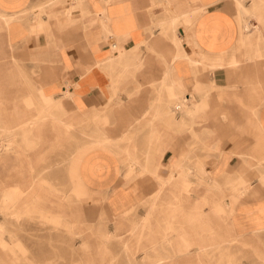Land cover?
<instances>
[{
    "label": "crops",
    "instance_id": "obj_1",
    "mask_svg": "<svg viewBox=\"0 0 264 264\" xmlns=\"http://www.w3.org/2000/svg\"><path fill=\"white\" fill-rule=\"evenodd\" d=\"M45 9L48 14L40 19ZM23 12H28L31 19L17 18L24 16ZM172 17L173 24L179 26L178 37L173 24H169ZM249 17L256 18L260 25ZM0 21L9 27L7 41L25 43L27 47L34 44L43 61V87L17 96L27 107L36 104V99L37 113L29 116L18 106L11 108L10 114L19 119L16 125L0 128V162L9 160L12 149L18 151L17 136L10 135L13 130H20L27 146L35 149L45 138L44 115L52 110L62 112L63 106L84 118L99 115L100 121L111 123L68 159L70 193L56 184H46L44 199L37 200L40 195L33 187L38 186L36 181L45 171L34 174L35 166L28 159L29 175L0 184V205L23 203L27 208L30 203L42 201L47 203L50 215L58 220L69 219L76 216L82 203L100 193L120 214L114 215L124 218L135 209L143 188L157 186L143 219L152 216L167 187L171 195L165 211L175 217L179 209L186 208L178 203L179 196L173 195V170L182 162L191 175L194 170L187 165L189 155H200L203 160L215 156L213 162L199 161L200 183L206 193L213 194L210 200L225 205L218 218L230 220L236 238L248 236L251 255L255 253L264 260V163H258V159L264 160V0H253L251 7L235 0H0ZM1 51L0 44V57ZM129 75L136 78L128 79ZM174 85L185 91L186 110L192 113L177 116L176 122L190 134L176 136L175 142L173 116L168 109L169 91H175ZM11 95L9 89L0 88L3 114L9 113L6 106ZM57 121L58 132L62 127L67 132L72 129V123ZM134 132H138L137 150L133 142L129 146L123 143L124 139H132ZM191 138L200 147L191 148ZM111 139L122 140L121 150L106 141ZM3 150L7 157H3ZM77 154L78 163L72 165L71 159ZM131 154L147 159L143 157L139 165ZM127 162L130 166L125 169ZM161 163L169 169L166 176L160 170L158 173ZM132 174L128 182L126 176ZM190 181L189 177L182 184L185 192L189 191ZM192 208L184 212L195 214ZM3 227L1 223L0 232ZM111 233L119 238L116 231ZM168 235L172 241L165 236L159 240L169 247L142 248V262L130 264H205L203 257L210 254L207 250L220 244L217 241L179 249L173 246V231ZM257 237L262 241L258 242ZM11 243L7 245L0 238L1 247L9 251L0 253L4 264H16ZM250 264H254V258Z\"/></svg>",
    "mask_w": 264,
    "mask_h": 264
},
{
    "label": "rangeland",
    "instance_id": "obj_2",
    "mask_svg": "<svg viewBox=\"0 0 264 264\" xmlns=\"http://www.w3.org/2000/svg\"><path fill=\"white\" fill-rule=\"evenodd\" d=\"M235 1L236 3L240 1L248 7H251L253 2V0ZM46 11L45 9L41 13L40 19H42L43 14H48ZM22 14L24 16L17 18L31 19L28 12H23ZM173 17L169 21V24L175 22V18ZM249 19L256 21V25H260L256 18L249 17ZM252 26L250 25L249 29ZM172 28L174 34L176 31L175 35L177 37L180 36L177 23L176 25L173 24ZM169 33L171 35L172 31ZM8 36V25H4L0 21V44L2 49L0 57V88L5 87L12 93V97L6 106L9 108V113L3 114L0 110V128L4 124L16 125V120L19 118L15 120L13 115L10 114L11 108L14 106H18L21 111L26 112L29 116L37 113L39 107L36 99L34 101L36 104L27 107L22 99L17 96L29 92H37L36 88L43 87L41 75L43 61L40 54H37V49H35L34 44L32 46L27 44L29 46L27 47L25 43H11L7 41ZM166 39L171 41L169 37H166ZM151 53L153 54L152 50ZM129 76L130 78L128 79L136 78L133 75ZM174 87L177 98L183 101L185 99V91H179L176 85ZM136 92L133 91L134 94ZM174 99L173 97L171 98L172 102H170L168 109L170 115L173 116V141L175 142L176 136L189 133L188 129L183 128V125L176 122L177 116L187 113L191 114V112L186 110L187 102L182 103L179 112H176L175 104L177 100ZM62 110L59 113L52 110V114L49 112L47 115H44L42 134L45 138L35 149L27 146L26 141L21 136L20 130L16 132L13 130L10 133L12 137L17 136L15 137L17 140L15 145L18 151L15 152L12 149V152L9 153V160L0 162V167L4 171V176H0V184L4 182L13 183L29 175L31 168L28 159H32V164L35 166L34 174L39 173L43 169L45 171L43 176L37 180L38 186L33 187L35 188L34 192L40 195L36 197L37 200L44 199L42 198L44 195L43 187L46 184L50 186L56 184L64 191L70 193L71 182L68 172V159L79 146L86 144L87 141L96 137V133L102 132L101 129L105 131V128L111 126V123L105 120L100 121L102 118L99 115L85 116L84 118L79 114H75L65 106H63ZM56 119L68 121L74 127L72 126L69 132L65 130V127H62L61 131L58 132L55 127L58 123ZM134 125L135 127L139 126L138 123H134ZM191 125L195 126L199 124ZM131 134L134 135L133 138L124 139L123 143L129 146L133 142L132 147L137 150L138 140L135 136L138 135V132L137 135L136 132ZM120 141L122 140L116 141L111 139L110 145L121 150L119 146L121 145ZM193 142L194 139L191 138V148L195 147L197 149L200 147V145L195 146ZM258 149L261 150L259 144ZM6 152L5 150L1 152L3 157H7ZM17 154L19 155L17 156ZM131 156L137 157V163L139 165L143 164V157L147 159V156H141L140 159L135 154H131ZM214 157L210 156L203 160L200 155H189L186 160L188 161L187 165L194 170L191 175L190 170L184 163L180 162L178 163L179 165L177 164L176 168L183 166L182 169L188 173L192 184L188 188L189 191L185 192L184 190L186 188L184 185L180 181L173 179V195L179 196L178 203L186 208L184 210L178 207L179 210L175 217H173V213L165 211L167 200H169L171 195L169 192L170 187H167L161 193L156 210L150 218L146 219H143V217L150 208V198L156 191L157 186L156 188L153 186L143 188L140 197L137 198V202L135 203V209L124 218L118 216L120 214L114 211L113 206L108 202V197L100 193L93 200L82 203L76 216L69 217V219L64 218L58 220L54 215H50L47 212L48 210H46L47 203L42 201L30 203L27 208L23 203L17 205L13 203L11 204L12 206L9 203H5V205H0V227L1 223L4 226V231L0 232L1 241L7 245H9L8 242H13L11 243V248L16 253L17 258L13 257L16 264H87L88 262L100 264L102 261L105 264H130V262H142L140 259L143 251L142 248L153 245L157 247H169L170 244H164L159 239L165 236L167 241H172L168 234L170 231H173V246L179 249L187 246L202 247L219 241L220 244L215 246L217 248L207 250L210 254L203 257L205 264H250L251 258H254V264H264L263 258L259 255L255 256V253L251 255L249 247V243L251 242L250 238L241 235H239L241 238H236L238 235L233 233L230 220L224 218V216L223 218H218L220 211L225 210V205L218 202L217 199L210 200L209 197H213V194L211 192L206 193L204 191L205 186L200 183L199 176L202 174L200 173L199 166L202 163H199V161L207 163L209 161L208 159H210L213 162ZM78 159L79 157L72 159V165H76ZM258 163H264V160L258 159ZM129 166L130 162L124 163L125 169H128ZM132 166L136 168V165L133 164ZM159 170L163 176L169 173V169L164 163L158 165V173ZM8 173L11 175L7 176ZM132 177L133 174L132 176H126L128 182L131 181L130 178ZM0 187L2 186L0 185ZM41 190L43 193H41ZM246 190L249 191V187L245 188V193L248 192ZM233 196L231 197L232 199L234 198ZM205 197L208 198L203 203L202 200ZM214 197H217V195L214 194ZM173 199L175 198L173 197ZM77 203L76 205L80 206ZM198 203L201 204L196 205ZM56 205L58 206V204ZM191 208L196 212L195 214L182 212L190 210ZM57 209L58 207L55 206L54 211ZM116 213L118 214L117 216L114 215ZM77 216H79V219H75ZM115 231L120 234L119 238L113 236L111 233ZM233 237H235V241H231ZM257 240L258 242L262 241L261 237H257ZM253 242H256V238ZM8 252L7 249L2 248L0 245L1 254ZM256 258L261 261H257ZM129 259L132 260L130 261ZM154 259L152 258L151 261ZM145 262L148 263L150 261L148 259ZM4 263L5 260L1 258L0 264Z\"/></svg>",
    "mask_w": 264,
    "mask_h": 264
},
{
    "label": "bare ground",
    "instance_id": "obj_3",
    "mask_svg": "<svg viewBox=\"0 0 264 264\" xmlns=\"http://www.w3.org/2000/svg\"><path fill=\"white\" fill-rule=\"evenodd\" d=\"M32 12V11H31ZM36 12V11H35ZM34 13V12H33ZM178 15V14H177ZM180 15V14H179ZM182 15V14H181ZM12 16V15H11ZM34 27H35V25H34ZM166 37V36H165ZM177 56V55H176ZM2 94V93H1ZM180 94V93H179ZM169 96L172 98H175L174 100H177L176 101V104H175V108H176V110H179L181 107H182V103H184V102H187L188 101V98H187V96H186V94H185V99L183 100V101H181V100H179L178 98H177V93L175 92V91H173V90H170L169 91ZM179 97V96H178ZM172 102V101H171ZM3 103V102H2ZM2 108V107H1ZM47 109V108H46ZM172 109H174V108H172ZM13 112V111H12ZM23 112V111H22ZM22 114V113H21ZM189 114V113H188ZM192 114V113H191ZM41 116V115H40ZM16 117H17V115H16ZM43 117V116H42ZM41 117V118H42ZM25 118V117H24ZM37 118V117H36ZM39 118V117H38ZM44 118V117H43ZM28 119V118H27ZM35 119V118H34ZM30 120V119H29ZM32 120H33V118H32ZM18 121V120H17ZM31 121V120H30ZM38 121H39V119H38ZM29 122V121H28ZM33 122V121H32ZM32 124V123H31ZM20 126V125H19ZM14 127V126H13ZM30 128V127H29ZM33 128H34V126H33ZM1 130V129H0ZM5 130V129H4ZM7 130V129H6ZM13 130V129H12ZM9 131H10V129H9ZM3 132V131H2ZM107 142H109V141H111V140H106ZM198 143V142H197ZM5 147V146H4ZM3 149V148H2ZM75 157H79V154H77L76 156H74L72 159H74ZM71 159V160H72ZM1 160V159H0ZM179 165V164H178ZM183 167V166H182ZM182 167L180 168H175L174 170H173V173L171 174V177L173 178V179H176L177 181H180V183L181 184H183L184 182H185V180H187L188 178H189V176H188V173L187 172H185L183 169H182ZM43 172V171H42ZM44 174V173H43ZM73 175H77V174H73ZM73 178V177H72ZM75 180V179H74ZM77 181V180H76ZM37 182V181H36ZM6 184V183H5ZM35 184V183H34ZM8 186V185H7ZM25 187V186H24ZM181 188V187H180ZM179 188V189H180ZM19 189V188H18ZM22 189V188H21ZM24 189V188H23ZM164 189V188H163ZM27 190H29V189H27ZM39 190V189H38ZM246 191H248V190H246ZM21 192V191H20ZM9 193V192H8ZM19 193V192H18ZM26 194V193H25ZM8 197V196H7ZM32 205V204H31ZM225 207V206H224ZM15 209V208H14ZM222 211V210H221ZM182 212H184V211H182ZM182 212H181V214H182ZM78 224V223H77ZM4 228V227H3ZM3 232V231H2ZM134 232V231H133ZM132 237V236H131ZM124 241H126V240H124ZM232 241V240H231ZM2 243V242H1ZM5 243V242H4ZM2 245V244H1ZM194 250V249H193ZM9 255V254H8ZM10 256V255H9ZM174 261V260H173Z\"/></svg>",
    "mask_w": 264,
    "mask_h": 264
}]
</instances>
